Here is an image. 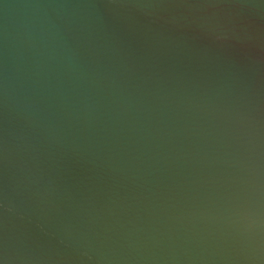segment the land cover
<instances>
[{
  "label": "water",
  "instance_id": "95a60500",
  "mask_svg": "<svg viewBox=\"0 0 264 264\" xmlns=\"http://www.w3.org/2000/svg\"><path fill=\"white\" fill-rule=\"evenodd\" d=\"M0 264H264V0H0Z\"/></svg>",
  "mask_w": 264,
  "mask_h": 264
}]
</instances>
